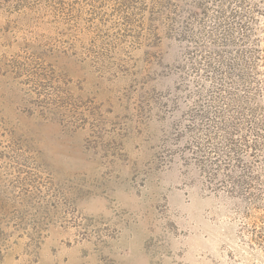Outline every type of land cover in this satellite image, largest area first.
<instances>
[{"label":"rangeland","instance_id":"374dc122","mask_svg":"<svg viewBox=\"0 0 264 264\" xmlns=\"http://www.w3.org/2000/svg\"><path fill=\"white\" fill-rule=\"evenodd\" d=\"M0 264H264V0H0Z\"/></svg>","mask_w":264,"mask_h":264}]
</instances>
